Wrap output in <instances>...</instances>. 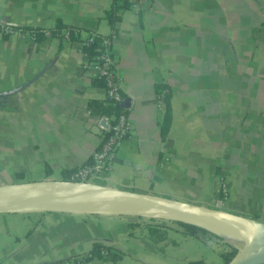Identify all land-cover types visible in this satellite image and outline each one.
I'll return each instance as SVG.
<instances>
[{
    "label": "crops",
    "instance_id": "crops-1",
    "mask_svg": "<svg viewBox=\"0 0 264 264\" xmlns=\"http://www.w3.org/2000/svg\"><path fill=\"white\" fill-rule=\"evenodd\" d=\"M110 10L119 15L113 24ZM3 23L40 29L60 23L77 37L0 32V91L48 65L21 90L0 96V184L68 183L64 170L90 161L109 104L104 82L83 67L82 39L97 33L111 37L122 77L118 105L130 130L110 171L93 182L264 221V0H149L138 9L122 0H0ZM157 221L1 212L0 264H220L222 240L243 242L222 227L216 232L223 238L175 236L169 223L150 227ZM106 246L117 255L93 250Z\"/></svg>",
    "mask_w": 264,
    "mask_h": 264
},
{
    "label": "water",
    "instance_id": "water-1",
    "mask_svg": "<svg viewBox=\"0 0 264 264\" xmlns=\"http://www.w3.org/2000/svg\"><path fill=\"white\" fill-rule=\"evenodd\" d=\"M48 66V65H46ZM46 66L21 85L0 91L17 92L38 78ZM126 97L123 103L128 102ZM19 181L0 184V213L58 211L75 214L152 215L191 223L216 232L230 229L242 235V245L226 264L264 263V221L223 208L87 181ZM216 226V228H215Z\"/></svg>",
    "mask_w": 264,
    "mask_h": 264
},
{
    "label": "built area",
    "instance_id": "built-area-1",
    "mask_svg": "<svg viewBox=\"0 0 264 264\" xmlns=\"http://www.w3.org/2000/svg\"><path fill=\"white\" fill-rule=\"evenodd\" d=\"M131 7L138 9L149 0H128ZM74 32L75 29L73 30ZM0 32L4 35L17 34L29 39L36 40L33 28L14 27L10 24H0ZM69 27H62L54 35H63L62 38L70 40ZM51 28L44 29V35H52ZM94 33H91L84 40L86 43L93 39ZM111 37L105 36L102 43L104 44L101 50L94 59H88L83 63V67L90 71L94 76L102 77L106 87V98L108 102L113 104H120L123 100L122 92V77L116 71L114 60L110 53ZM104 123V136L97 149L91 154L89 162L81 164L74 169L68 171L66 179L70 181H87L93 182L94 179L100 178L102 173L110 171L112 168V159L114 157L117 147L122 140L128 135L130 130V123L126 112L121 109L112 113L111 115H104L102 117ZM221 192L224 198L228 196V189L226 184L222 181L220 184ZM109 249L103 247L100 249V255L107 257Z\"/></svg>",
    "mask_w": 264,
    "mask_h": 264
},
{
    "label": "trees",
    "instance_id": "trees-1",
    "mask_svg": "<svg viewBox=\"0 0 264 264\" xmlns=\"http://www.w3.org/2000/svg\"><path fill=\"white\" fill-rule=\"evenodd\" d=\"M123 1V5H130L128 0H122ZM119 15L115 13L114 10H110L108 11L107 14V18L109 23L113 24L115 22L116 19H118ZM62 27H68V25H64V24H56L54 27H51V31L53 34H56L60 28ZM34 32H35V37L36 40H40L41 38H43L44 35V29H40V28H33ZM74 28L69 26V37L70 39H73L75 37H77L75 35V32L73 31ZM91 34V33H90ZM63 36V35H60ZM105 36L94 33L93 35V39L91 41H88L87 43L84 41L87 37L82 39V50L84 51V53L86 54V56L88 57V59H94L97 54L103 50L104 48V44L102 43L103 39ZM96 79H99L100 81H103L102 77H98L95 76ZM122 107L119 106L118 104H113L110 103L108 105H106L105 109H104V115H111L112 113L121 110ZM164 132V130H163ZM68 172V170H64V173L66 174ZM176 223H179L182 225V227L180 228H176L181 230L182 233H184L185 235L189 234V235H194V236H200L204 239H208V238H223V236L220 233H217L213 230L210 229H206V228H202L200 226L191 224V223H187V222H183V221H178V220H173ZM135 224V223H134ZM133 225V224H132ZM165 224L163 222L157 221L154 223H151L150 227H156V228H160L162 226H164ZM159 232V230H158ZM108 248V246H106ZM229 247L231 248L230 250H225L220 248L219 249V253L221 255V257L225 260V264L230 260V258L234 255V253L237 251V247H235L232 244H229ZM100 249L101 247H95L93 248L94 252L100 253ZM109 249V248H108ZM108 255L107 257H114L115 255H117L114 250L109 249L108 251ZM190 264H204L203 260H198V261H191Z\"/></svg>",
    "mask_w": 264,
    "mask_h": 264
},
{
    "label": "rangeland",
    "instance_id": "rangeland-1",
    "mask_svg": "<svg viewBox=\"0 0 264 264\" xmlns=\"http://www.w3.org/2000/svg\"><path fill=\"white\" fill-rule=\"evenodd\" d=\"M156 217V216H155ZM156 219L158 220V221H160V222H165V223H169V225H171V228L173 229V230H171V233L172 234H175L176 233V235L175 236H179V235H181L182 234V232H181V230H178L177 231V229L176 228H180V227H182V225L181 224H179V223H176V222H174L173 220H170V219H168V218H164V217H156ZM166 227V226H165ZM170 227V226H169ZM215 228H216V226H215ZM164 229H166V228H164ZM218 229V228H217ZM167 230V229H166ZM165 230V231H166ZM159 232H164V231H159ZM221 244V248L222 249H225V250H230L231 248L229 247V244L228 243H226L225 241H223L222 240V242L220 243ZM235 245L237 246V247H239V246H241L242 245V241L241 242H235ZM218 246V245H217ZM235 246V247H236ZM205 254L208 256V250H207V248H205ZM210 264H213L212 262L210 263ZM220 264H225V260L222 258V260H221V262H220Z\"/></svg>",
    "mask_w": 264,
    "mask_h": 264
},
{
    "label": "bare ground",
    "instance_id": "bare-ground-1",
    "mask_svg": "<svg viewBox=\"0 0 264 264\" xmlns=\"http://www.w3.org/2000/svg\"><path fill=\"white\" fill-rule=\"evenodd\" d=\"M259 264H264V263H259Z\"/></svg>",
    "mask_w": 264,
    "mask_h": 264
}]
</instances>
